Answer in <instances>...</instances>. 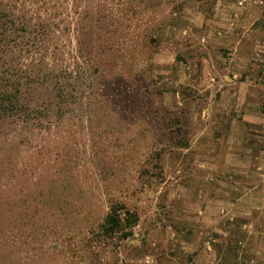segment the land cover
<instances>
[{
    "label": "rangeland",
    "instance_id": "1",
    "mask_svg": "<svg viewBox=\"0 0 264 264\" xmlns=\"http://www.w3.org/2000/svg\"><path fill=\"white\" fill-rule=\"evenodd\" d=\"M214 2L0 0V79L32 110L0 120V264H264V218L200 219L195 141L228 120L189 15Z\"/></svg>",
    "mask_w": 264,
    "mask_h": 264
},
{
    "label": "crops",
    "instance_id": "2",
    "mask_svg": "<svg viewBox=\"0 0 264 264\" xmlns=\"http://www.w3.org/2000/svg\"><path fill=\"white\" fill-rule=\"evenodd\" d=\"M189 17L206 51L193 82L206 85L228 120L222 137L211 138L207 126L195 141L207 130L200 142L206 152L196 162L206 166L212 196L200 219L211 231L234 219L255 226L264 218V0H215L210 13Z\"/></svg>",
    "mask_w": 264,
    "mask_h": 264
},
{
    "label": "trees",
    "instance_id": "3",
    "mask_svg": "<svg viewBox=\"0 0 264 264\" xmlns=\"http://www.w3.org/2000/svg\"><path fill=\"white\" fill-rule=\"evenodd\" d=\"M20 83L12 78L0 79V120H24L32 110L21 104ZM121 219L116 210L111 209L104 220V231L110 234L120 227ZM126 237L129 235H125Z\"/></svg>",
    "mask_w": 264,
    "mask_h": 264
}]
</instances>
